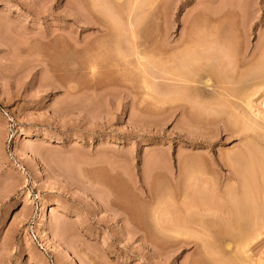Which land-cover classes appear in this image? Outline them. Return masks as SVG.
Returning a JSON list of instances; mask_svg holds the SVG:
<instances>
[{
    "label": "rangeland",
    "instance_id": "374dc122",
    "mask_svg": "<svg viewBox=\"0 0 264 264\" xmlns=\"http://www.w3.org/2000/svg\"><path fill=\"white\" fill-rule=\"evenodd\" d=\"M135 1L101 0L96 8L90 0H0V264H213L223 257L199 249L200 231L179 232L174 207L186 187L208 176L225 189L231 170L221 161L242 138L222 131L223 122L193 124L184 102L168 98L169 80L157 77L147 88L144 79L160 71L162 34L171 45L189 37L237 45L250 58L264 44V0H157L150 9ZM137 51L159 68L153 63L147 72ZM210 220L212 244L224 248L231 232L222 219ZM261 235L241 254L247 264H264Z\"/></svg>",
    "mask_w": 264,
    "mask_h": 264
},
{
    "label": "bare ground",
    "instance_id": "6f19581e",
    "mask_svg": "<svg viewBox=\"0 0 264 264\" xmlns=\"http://www.w3.org/2000/svg\"><path fill=\"white\" fill-rule=\"evenodd\" d=\"M100 1L101 0H90V3L92 6L96 7V5L99 4ZM130 1L132 2V0H130ZM136 1L141 2V5L147 3L149 5V7H148L149 9H150V5L153 6V4L157 2V0L156 1L150 0V2L148 0H142V1L136 0ZM136 1L134 3H136V6L138 7ZM110 2H113V1H110ZM115 3L116 2H114V4ZM119 4H121V3L119 2ZM138 4H140V3H138ZM144 7H147V6L144 5ZM144 7H142V8H144ZM134 8H135V5H134ZM108 10H110V9H108ZM129 10H131V9H129ZM138 10L140 11V9H138ZM158 10H160V9H158ZM105 11H107V9ZM216 11H218V10H216ZM134 12H137L136 9L134 10ZM142 12H144V11H142ZM222 12L218 11V12H214V13H216L215 15L220 14V16H221ZM111 13L113 14V12H111ZM105 15H107L106 12H105ZM213 15L214 14H212V16ZM134 17H137V15ZM139 17H140V15H139ZM215 17L216 16H214L213 19H215ZM221 17H223V15ZM111 18H113V17H111ZM144 18H145V14H144ZM218 18H219V16H218ZM92 20H94V19H91V21ZM209 20H210V18H209ZM215 20H217V18ZM97 21H99V20H97ZM120 22H122V21H120ZM135 22H136V19L132 20V22H131L132 26H133V24H135ZM215 26H217V25H215ZM128 27H129V25H128ZM162 27H163V25H162ZM105 28H106V26L104 27V29ZM119 28H120V26H119ZM217 28H218V26H217ZM203 29H205V28H203ZM207 29H208V27H207ZM211 29H213V27L210 28V30H209V34H208L209 36L212 35L211 33L216 32L215 31L216 28L213 29L212 31H211ZM100 31L103 32V30L101 28H100ZM136 32H137V30L135 31V33L133 32L134 34L132 33L133 34L132 37H134V38L136 37V35H137ZM163 32H164V30H163ZM165 32H167V31H165ZM200 34H201V32H200ZM192 35H194V34H192ZM197 35L195 36V38L198 37ZM215 35H216V33H215ZM215 35H213V37ZM161 37L163 39H165L164 44L161 47H160L161 44H159V42L160 41L163 42V39L162 40L160 39V41L159 42L157 41V43L155 42L156 45H158L159 49H160L159 54L157 53V57H158L157 60L161 61L160 62L161 64L159 63L161 65L160 68L158 67L159 65L157 64V62L154 61L156 59L152 58L151 60H153L154 62L150 60L149 62H147V63H149L148 65H147V63L143 62L142 59L145 58V55H144L145 53L141 52L142 50L135 52L137 54V59L140 61L142 60L143 68H145L147 70L146 66H148V70H149V67H151V65L153 63H154L153 65H155V63H156V65L153 66L152 68L157 67L160 69V71L157 69L158 72H156V75L153 73L154 74L153 77H149V79L147 77V80H148L147 82H146V79H144L145 80L144 85H146L145 87L148 88L149 86L156 84V83H154L156 80L153 81V79H158L157 77L163 76L164 78H166L167 80L170 81L169 82V84H171L170 87L172 86L171 87L172 91L169 93L168 98L171 99L170 100L171 102H173L172 100L175 101V100H179V99H180V101L182 100L184 102L183 104H181V106L184 109V111H186V112H187V109H189L187 113H189L188 116H189L191 122L193 121L192 122L193 124H194V122H195V125H196V123L197 124H200V123L205 124V122L208 124H210V123L217 124V123L223 122L224 125H222L223 126L222 131H227V132L231 131L230 134H233L232 136L235 135V137L240 136L242 138V147L240 146V148L237 147L236 149L231 150L232 152L229 154H226V156H224V158L221 161L222 162L221 164L228 166L231 170L230 171L231 175L230 176L228 175L229 177H227L228 183H226L227 185L224 187L225 189L221 188V185L218 186V184H216V182H213V180L211 178H209L208 175H207L208 177L205 178L204 180L201 177V179L203 181L202 180L197 181V183L200 182V184H196V182L194 184L192 183L193 185L191 184L190 185L191 187L190 186L186 187L187 189L183 190L184 192L180 193L179 198L177 200L178 206L177 207L175 206L176 208L174 207V209L175 210L178 209L179 211L178 210H176V211L179 214L181 213L180 215H182V216L184 215V216L182 217L177 213L178 215L175 216L176 218L174 221L176 225L173 223L172 224L175 226H179L182 231H179L180 229H177V230L179 232H181V234H183V235H184L183 232H185V231L187 232L189 230H191V231L193 230L192 232L200 231L201 233H198V232L195 233V234L198 233L199 235L198 236L196 235L195 238L197 237V239H196V241L194 240L196 242L197 246L199 247V249H201L206 254V256L207 255L213 256V254H215L217 256L218 253H221L223 255V257H221L220 259H217L218 261L215 259L213 264H215V263H217V264H247V260L249 261V259L246 260V258H244L243 256L245 254H248L247 253L248 252V250H247L248 244L255 241V239H258L260 236H262L261 233L264 232V108H262L264 106V100L262 99L263 101H261V103H260L261 106H260L259 104H255V99H254V97H256L258 94H261V90L264 89V46H263L264 44H262V46H259L258 49L256 51H254V53L249 58L248 57L249 53H248L247 48L244 51L242 49V53H241L240 50L237 51V49H236L237 45L235 47L233 45H230L227 43L224 45H223V43L222 44L218 43L219 44L218 45L216 42L217 40L214 42V41H212V39L207 40V38H206V39H204L205 40L204 41L202 38H200V40H199V37L197 39H193V38L189 37L187 40H185L181 43L179 42L180 43L179 45H178V43H177V45H174V44L171 45L168 43L169 40L167 39L168 37H166V35L163 37V34H162ZM206 40L210 41V42H207ZM140 41L142 43V40H140ZM162 42H160V43H162ZM222 42H223V40H222ZM263 42H264V40H263ZM236 43H238V42H236ZM136 49L137 48H135V50ZM138 50H140V49L138 48ZM132 52H133V50H132ZM118 54H119V52H118ZM132 57H133V55H132ZM134 60H136V58H134ZM138 60H136V61H138ZM208 64L213 66L212 70L210 68V70L203 73L202 72V69H204L203 67L206 65H207L206 67H208L209 66ZM206 67H205V69H207ZM143 68H142V70H143ZM205 69H204V71H205ZM148 70H147V72H149ZM201 72L203 74L201 76L202 79H197L196 76H198V75L200 76ZM157 73H158V75H157ZM145 74H147V73H144V75ZM150 74H148V75H150ZM143 78H146V76H144ZM151 79H152V81H151ZM202 84H204V85H202ZM154 89H156V88H154ZM163 92H165V91H163ZM165 93H167V92H165ZM262 93L264 94V92H262ZM159 101L160 100L157 99L155 104L156 103L158 104L161 102V101L160 102ZM190 112H192V113H190ZM193 112H195V115ZM196 113H198V114L196 115ZM215 127H217V126H215ZM217 131H218V129H217ZM198 167H199V165H198ZM193 175H195V173ZM212 175H213V173H212ZM187 179H188V177H187ZM194 185H196V186H194ZM163 203H165V202H163ZM157 205H158V203H157ZM171 208H173V207H171ZM44 209L42 210V213H41L42 214L41 218H43V219L45 218V215H46ZM153 211H155V210H153ZM159 212H160V210H159ZM175 212H174V215H175ZM161 213H162V211H161ZM168 215H169V213H168ZM130 216H131V214H130ZM157 216L158 215H156V218H157ZM158 218L156 219V221L158 224L161 225V222L159 223ZM210 218L211 219L219 218V220L222 219L226 223L225 225H227V228L231 232L230 233L231 241L227 242V240L223 239L225 242H227V243L223 242L224 245L226 244L225 247L222 248L219 245H218L219 247L217 246V248H219V249L222 248V250L215 249L216 248L215 246L217 244L213 246V244L217 243L218 241L213 242V240H212L213 236L210 234L212 225H211V223L208 224V222L213 221V220H210ZM165 224H166V222H165ZM179 227H177V228H179ZM51 229L54 230L55 228L52 226ZM212 231H213V229H212ZM190 234H189V236H190ZM193 234H192V236L195 235V234L194 235ZM214 234L215 233H213V235ZM219 239H217V240H219ZM224 245H222V246H224ZM231 245H233V246H231ZM177 250H178V248H177ZM218 250H219V252H218ZM228 254L231 256L230 258H229ZM241 254H243V256ZM227 255H228V257H227ZM210 256L208 258L211 259L212 257H210ZM224 256H225V258H224ZM254 264H255V262H254Z\"/></svg>",
    "mask_w": 264,
    "mask_h": 264
},
{
    "label": "built area",
    "instance_id": "2783aa9c",
    "mask_svg": "<svg viewBox=\"0 0 264 264\" xmlns=\"http://www.w3.org/2000/svg\"><path fill=\"white\" fill-rule=\"evenodd\" d=\"M34 238H35V239H38V235H37V234H35V233H34ZM39 242H42V241H41V237H40V240H39ZM41 244L43 245V243H41ZM43 246H44V245H43Z\"/></svg>",
    "mask_w": 264,
    "mask_h": 264
}]
</instances>
